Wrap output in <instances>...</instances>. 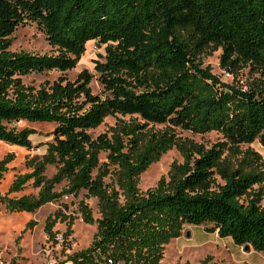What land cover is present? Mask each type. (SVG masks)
I'll return each mask as SVG.
<instances>
[{
	"label": "trees",
	"instance_id": "1",
	"mask_svg": "<svg viewBox=\"0 0 264 264\" xmlns=\"http://www.w3.org/2000/svg\"><path fill=\"white\" fill-rule=\"evenodd\" d=\"M30 23L52 54L10 50L16 28ZM90 41L104 46L103 60L93 62L99 94L89 71L73 81L64 75ZM217 50L231 84L202 67L200 58ZM242 69L264 76V0H0V141L30 150L34 131L10 125L54 126L45 153L26 161L30 172L14 179L0 203L8 213H33L82 191L95 199L97 219L78 203L80 219L96 231L86 249L68 256L70 264H161L185 225L205 224L206 232L264 257V161L241 149L264 147V81L244 86L236 79ZM47 72L59 76L37 87L22 81ZM107 117L114 125L93 138ZM174 128L216 132L220 141L207 148L176 137ZM173 147L183 162L140 192L139 176ZM12 158L0 161V178ZM47 166L55 169L50 178ZM29 181L35 196L9 197ZM73 221L61 210L47 217V239L56 243L60 222L68 242Z\"/></svg>",
	"mask_w": 264,
	"mask_h": 264
},
{
	"label": "rangeland",
	"instance_id": "2",
	"mask_svg": "<svg viewBox=\"0 0 264 264\" xmlns=\"http://www.w3.org/2000/svg\"><path fill=\"white\" fill-rule=\"evenodd\" d=\"M12 52H28L37 55L52 54V48L48 46L45 36L35 24H25L18 26L11 36ZM104 55V46H99L96 41H90L86 44L85 53L80 58L76 67L66 72L64 75L68 80L73 81L78 73L87 70L93 75L90 83V89L93 94L101 92V86L97 82V75L93 71V62L102 61ZM220 50L214 51L209 55L200 58L202 67H208L212 74L217 76L221 81L231 84L233 77L226 74L219 68L218 58ZM59 76L57 72H47L43 74H31L22 78L25 85L37 87L45 80L53 81ZM236 79L241 84L257 82L264 76L250 75L247 69H242ZM120 118V117H117ZM122 119H127L123 117ZM116 118L107 117L103 123L91 131L93 138L106 132L109 127L113 126ZM16 130L23 128L31 129L34 134L30 136L32 148L26 150L17 146L5 144L0 141V161L7 155H12V160L6 165L5 171L0 178V195H4L11 183L18 175L30 172L26 161L33 156H41L45 153V144L52 141L51 131L52 124L47 123H30L18 122L11 124ZM153 130H162L166 126H149ZM173 132L181 140H190L194 143L210 147L212 144L220 141V135L216 132L206 134H192L190 132L174 128ZM252 148L258 152L264 161V147L258 143L250 146H241V149ZM106 153L99 154L100 163L105 162ZM182 163L183 157L176 148H171L161 155L158 161L150 164L147 169L139 176L137 187L140 192L155 187L157 181L166 176L169 166L173 163ZM55 173L52 166H47L45 177L50 178ZM108 183L109 179L106 178ZM65 183L56 186L55 190L59 192ZM37 189L33 188L29 181L24 190L17 194H10L9 197H20L23 195L35 196ZM85 201L91 211L93 219L99 217L96 200L93 198L86 199L85 192H80L76 197L63 196L56 202H50L33 213H8L0 203V264H70L66 259L71 254L86 249L95 234L96 225H88L80 219L78 203ZM64 205L66 207H64ZM61 210L65 215L74 218L71 226V235L68 242L62 243L61 237L65 232V223H56L53 231L56 232V243L49 241L44 232L45 220L52 216L56 211ZM31 221V227L26 228V224ZM210 224L201 226L185 225L180 237L173 239L166 245L161 264H200L206 257H210L209 264H264V257L253 251L244 252L242 247L234 245L230 238H219L216 233H208L204 229L209 228ZM26 228V229H25Z\"/></svg>",
	"mask_w": 264,
	"mask_h": 264
},
{
	"label": "water",
	"instance_id": "3",
	"mask_svg": "<svg viewBox=\"0 0 264 264\" xmlns=\"http://www.w3.org/2000/svg\"><path fill=\"white\" fill-rule=\"evenodd\" d=\"M249 249H250L249 245H244V246L242 247V250H243L244 252H249Z\"/></svg>",
	"mask_w": 264,
	"mask_h": 264
},
{
	"label": "built area",
	"instance_id": "4",
	"mask_svg": "<svg viewBox=\"0 0 264 264\" xmlns=\"http://www.w3.org/2000/svg\"><path fill=\"white\" fill-rule=\"evenodd\" d=\"M107 264H111V261H110V260H108V261H107Z\"/></svg>",
	"mask_w": 264,
	"mask_h": 264
},
{
	"label": "crops",
	"instance_id": "5",
	"mask_svg": "<svg viewBox=\"0 0 264 264\" xmlns=\"http://www.w3.org/2000/svg\"><path fill=\"white\" fill-rule=\"evenodd\" d=\"M251 250V248L249 249V251Z\"/></svg>",
	"mask_w": 264,
	"mask_h": 264
}]
</instances>
